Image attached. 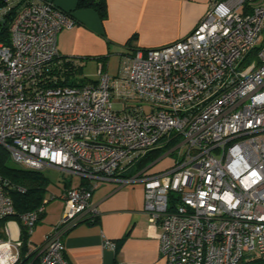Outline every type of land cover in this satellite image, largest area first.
Here are the masks:
<instances>
[{"label":"built area","instance_id":"1","mask_svg":"<svg viewBox=\"0 0 264 264\" xmlns=\"http://www.w3.org/2000/svg\"><path fill=\"white\" fill-rule=\"evenodd\" d=\"M9 16L0 146L23 168L53 166L85 179L63 194L40 264H69L62 237L78 221L96 220L93 191L106 181L143 184L166 264L264 259V0H211L182 39L124 53L115 75L99 62L97 82L73 85L50 74L58 33L73 19L46 0H5L0 22ZM172 141V167L135 169ZM13 190L25 188L0 174V264L23 257L21 226L15 235L11 222L31 234L49 202L18 214Z\"/></svg>","mask_w":264,"mask_h":264},{"label":"crops","instance_id":"2","mask_svg":"<svg viewBox=\"0 0 264 264\" xmlns=\"http://www.w3.org/2000/svg\"><path fill=\"white\" fill-rule=\"evenodd\" d=\"M46 1L71 13L74 25L58 33L57 47L59 56L71 59L83 72L87 60H94L99 66L98 57L107 56L108 71L110 54L117 53L121 60L122 55L132 48L161 47L182 39L196 27L211 0H107L105 19L93 8H78V0ZM119 65L112 75L118 73ZM77 77L83 76L78 74ZM84 77L87 76L84 74ZM87 78L89 83L98 79ZM49 170L57 172L60 178L57 192L52 191L48 197L51 181L46 171ZM40 171L49 178L45 194L49 202L40 218L48 220V227L40 244L33 248L28 246L36 254H39V247L45 243L51 227L63 215V194L69 187L85 182L83 177H68L53 166ZM144 199L141 182L106 181L95 188L92 202L99 211L96 220H80L62 237L68 263L166 264L160 251L158 229L150 227L149 216L144 211ZM19 228L18 221L11 222L15 235ZM106 240L115 242L116 247H105Z\"/></svg>","mask_w":264,"mask_h":264},{"label":"trees","instance_id":"3","mask_svg":"<svg viewBox=\"0 0 264 264\" xmlns=\"http://www.w3.org/2000/svg\"><path fill=\"white\" fill-rule=\"evenodd\" d=\"M5 0H0V5H2ZM78 8H93L98 12L102 19H105L108 15L107 0H78ZM66 14L71 17V13L63 10ZM10 20L11 17H7L6 21L0 22V43L9 44L10 42ZM137 48H132L135 50ZM107 56L98 57L99 62H103L106 70L107 66ZM63 59V60H61ZM66 61V62H65ZM82 71V68H77L73 64V61L68 60L65 57H58V65L54 66L50 70L51 75H58L59 77L64 76L65 80L62 81L63 84H85L87 82V77H77V75ZM61 81V80H60ZM97 82V81H95ZM174 145V142L168 143L165 147L157 148L148 153V155L142 159L136 166V170H140L143 167H146L151 162H154L159 157H161L165 152H167L171 146ZM0 174L4 177H7L16 185H20L25 188L24 192L13 190L12 196L14 199L15 207L17 213H23L29 210H33L40 206L45 198L46 188L49 182V178L43 171L32 170L17 166L12 162L8 150L0 146ZM15 219L17 217H14ZM22 229V236L24 239L23 252L27 251L29 237L26 227L20 225ZM36 252L31 254L30 257L25 255L21 258V262L25 260L33 259ZM26 261V262H27ZM40 258H37L33 264H40ZM239 264H264V259L260 256L253 255L244 257Z\"/></svg>","mask_w":264,"mask_h":264},{"label":"rangeland","instance_id":"4","mask_svg":"<svg viewBox=\"0 0 264 264\" xmlns=\"http://www.w3.org/2000/svg\"><path fill=\"white\" fill-rule=\"evenodd\" d=\"M111 58L109 61V67H108V72L110 74L115 73L117 71L118 65L120 63V56L117 53H113L110 54ZM85 72V73H84ZM81 76L84 77V74L89 77L90 79H96L98 76V66L96 61L94 60H87L86 65H85V71H81L79 73ZM15 165L20 166L18 163L12 161ZM175 164V155H170V154H166V152L159 157L157 160H155L154 162H151L149 165V170H148V174L151 173H156V172H161V171H165L167 169H169L170 167H172ZM47 175L50 177V181H51V189L48 192L47 196H51V192H57V182L60 178V175L57 172L54 171H46ZM62 219V216L60 217V219L57 221V223H59ZM48 220L47 219H39L38 223L36 224L35 228H34V232L30 235L29 237V242H30V247L33 248L35 245L40 244L43 241L45 232H46V228L48 227ZM56 223V224H57ZM55 224V225H56ZM54 225L51 227V231L53 230ZM28 254V255H27ZM28 256L30 257L31 255L28 253V250L23 252V256ZM26 256V257H27ZM40 258L39 256H37V254L35 255V257H33V259H29L28 261L25 260L24 262H21V264H33V262L37 259ZM27 261V262H26ZM19 263V262H18Z\"/></svg>","mask_w":264,"mask_h":264}]
</instances>
